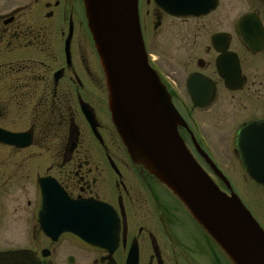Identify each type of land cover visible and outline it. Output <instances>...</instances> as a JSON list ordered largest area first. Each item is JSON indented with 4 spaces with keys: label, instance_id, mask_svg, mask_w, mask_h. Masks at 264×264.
<instances>
[{
    "label": "flooded vegetation",
    "instance_id": "obj_1",
    "mask_svg": "<svg viewBox=\"0 0 264 264\" xmlns=\"http://www.w3.org/2000/svg\"><path fill=\"white\" fill-rule=\"evenodd\" d=\"M191 2L138 0L145 48L150 28L155 45L168 35L187 48L185 53L200 55L180 80L187 99L194 108L191 90L210 93L209 104L194 109L205 113L215 105L226 119L231 114L235 123H229L232 134L224 146L229 161L241 169L243 181L264 190L244 171L237 138L241 129L264 121V0H202L204 13L198 17L186 12ZM151 67L188 127L190 133L179 128L187 149L229 194L195 149L194 141L216 165L191 115L194 131L177 109L179 83L162 80ZM224 117L218 122L221 131ZM209 121L202 118V129L211 126ZM0 134L28 138L26 145L0 141V264H195L191 254L200 248H193L185 233L177 237L184 227L177 213L193 221L157 181L125 158L82 0H0ZM49 136L58 137V143H50ZM231 170L236 178L238 169ZM39 184L48 195L41 214L52 213L63 198L109 207L118 221L116 246L88 250L47 235L36 218ZM194 228L199 237L200 229Z\"/></svg>",
    "mask_w": 264,
    "mask_h": 264
},
{
    "label": "water",
    "instance_id": "obj_2",
    "mask_svg": "<svg viewBox=\"0 0 264 264\" xmlns=\"http://www.w3.org/2000/svg\"><path fill=\"white\" fill-rule=\"evenodd\" d=\"M137 2L82 0L87 28L104 75L111 122L121 144L132 164L181 203L230 264H264V232L198 144L194 141L198 155L229 194L222 192L200 168L180 137L179 128L189 130L148 63ZM185 8L190 16L204 13L202 0H192ZM197 93L200 94L191 90L193 106L208 105L211 94ZM237 138L241 142L244 171L264 186V121L241 129ZM0 141L28 144L27 137L17 135L0 134ZM47 197L39 184L36 218L47 235L88 250L105 251L116 246L118 221L109 207L94 201L69 202L58 198L52 213L41 214ZM46 218L52 220L45 221Z\"/></svg>",
    "mask_w": 264,
    "mask_h": 264
},
{
    "label": "rangeland",
    "instance_id": "obj_3",
    "mask_svg": "<svg viewBox=\"0 0 264 264\" xmlns=\"http://www.w3.org/2000/svg\"><path fill=\"white\" fill-rule=\"evenodd\" d=\"M239 10L241 11L242 9L240 8ZM162 38L163 39L160 41L159 45H155L153 43L152 30L149 28V32L146 36V52L151 56H149L151 59L149 62L150 65H153V67L160 74L162 80H165L168 83H170L169 81L175 80L177 84L179 83L178 86L174 88L175 97L181 102H175L177 109L187 121L189 128L192 129V131L195 130L201 134V138L206 144V152L210 155L216 165H218L219 169H221V171L223 170L225 175L232 181L231 184L234 189L236 188L235 190H237V193L240 196L239 199L264 231V190L258 188L252 183L243 181V175L242 172H240L241 169L238 168L236 163L229 161L228 153L225 149L226 141L232 134V130L230 131V128L235 121L232 119L230 113L226 115L229 116L226 119L224 117L223 110L218 106L217 108L215 105L205 113H201L200 111H196L192 108L189 100L187 99L185 87L182 83H180V80L184 78L186 72H189L192 69L193 60L200 57V55L195 53H185L187 48L180 46L178 42L170 40L168 35H164ZM181 47L184 48V51ZM187 114L191 115V122L197 125L194 130L193 125L187 118ZM221 115L227 120V123L224 122L226 126H224L222 131V127L218 125V122L220 123L221 121ZM203 117L210 120L209 123L211 126H208L207 130L202 129L201 126V120ZM26 122L27 121L25 120L22 124L25 125ZM229 123L232 125H229ZM17 126L21 127L20 125ZM36 138L38 142L37 144H39L41 138L40 134L37 135ZM48 138L50 143H58L57 140H55L58 139V137L55 138V136H49ZM31 150H33V153L40 155L39 148L37 149L35 146H32ZM125 158H128L126 153ZM231 167L238 169L235 174L236 178L233 177L234 174H232L233 170H231ZM238 174L241 176H238ZM177 216L181 217L184 227L188 229L187 232H184L185 229H183L184 227L182 226V234L179 233L177 237L183 238L182 235L185 233L188 237L187 239L192 242L193 248L195 246L200 248V250H193L191 254V256L194 257L195 264H230L225 256H223V254L216 248V246L205 237L201 230L198 231L201 237H198L194 224L192 222L189 223V219H184L181 213H177Z\"/></svg>",
    "mask_w": 264,
    "mask_h": 264
}]
</instances>
